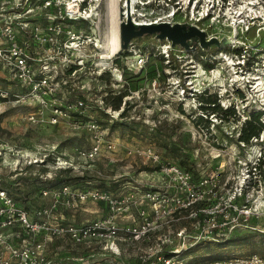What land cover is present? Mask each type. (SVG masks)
Listing matches in <instances>:
<instances>
[{"label": "rangeland", "instance_id": "374dc122", "mask_svg": "<svg viewBox=\"0 0 264 264\" xmlns=\"http://www.w3.org/2000/svg\"><path fill=\"white\" fill-rule=\"evenodd\" d=\"M205 1L212 0H137L132 18L196 22V17H201L196 24L205 29L206 35L230 42L219 48L184 51L178 45L171 48L167 41L144 35L134 39L130 48L120 55L119 48L109 60L108 68L101 70L97 65L88 71L78 70L69 79L68 75L64 76L68 86L58 89L56 98L66 101L81 94L91 103L85 105L82 124L76 128L72 122L76 117L73 110L59 114L48 103L42 106L15 101L1 104L0 175L7 180L25 174L51 179L59 168H70L71 175L85 177L91 187L101 182L106 186L111 183L113 192H134L137 201L139 190L144 187L172 191L168 176L157 169L158 162L147 156L153 154L163 164L183 161L187 168L193 166L198 176L218 169L222 183L234 184L240 169V163L234 158L240 157L241 162L249 154H255L257 147L243 150L237 143L242 122L254 110L261 111L260 122L264 121V0H229L226 8L220 7L218 0H213L210 7ZM105 2L100 3L98 21L92 27L101 35L99 41L107 51L110 25ZM122 3L118 0V6ZM237 8L243 11L238 19H243L239 27L233 24V12ZM257 13L262 15L259 20ZM236 50L241 54L235 53ZM141 56L144 60L139 64ZM204 88L212 93L208 97L216 98L220 106H233L235 116L221 121L208 114V128L203 127L208 123L206 120L197 126L195 118L202 113L198 111L195 92ZM107 94L109 100L120 97V109L103 102ZM52 116L55 123L51 121ZM89 118L98 123L100 133L99 150L90 159L78 153L94 142L85 124ZM79 183L69 186L80 188L86 182ZM32 198L39 205L50 199L40 194ZM77 206L68 213L74 215L75 221L92 220L105 211L103 204L95 201ZM195 221L182 212L167 220L150 238L119 244L121 261H135L144 251L158 250L162 246L160 239L164 238L170 246H182L186 264L235 255L260 254L264 258V223H260L264 218L258 220L255 228L232 230L220 238L227 239L219 241L212 238L193 241L195 233L200 231L195 230ZM180 230L181 235H177ZM83 252L77 249L66 253ZM86 252L85 258L90 251Z\"/></svg>", "mask_w": 264, "mask_h": 264}, {"label": "built area", "instance_id": "2783aa9c", "mask_svg": "<svg viewBox=\"0 0 264 264\" xmlns=\"http://www.w3.org/2000/svg\"><path fill=\"white\" fill-rule=\"evenodd\" d=\"M102 1L0 0V105L7 101L40 106L48 103L59 114L70 110L83 112V102L78 95L66 101L58 98L59 101L55 93L68 86L64 76L68 75L69 79L78 70L88 71L97 65L104 70L116 55H107L104 44L99 41L101 35L92 27L98 21ZM212 1H205L206 5L212 6ZM217 2L220 7L230 4L229 0ZM234 13L237 12L234 10ZM255 16L258 20L262 18L260 13ZM196 19L199 21L201 17ZM99 47L101 52H98ZM143 60L139 57V64ZM51 121L55 123V116ZM72 122L75 128L82 124L75 117ZM85 122L94 142L78 153L90 159L99 150V125L91 118ZM263 134L264 129L248 141L238 138L237 143L243 150L257 147L255 154L247 152L248 158L246 155L241 162L240 157L234 158L240 163L234 184L222 183L218 169L195 177L191 170L176 163L163 164L157 155L147 154L152 161L158 162L157 169L168 176L172 191L144 187L139 190L137 201L134 192L116 194L111 189L95 186L72 188L62 184L42 188L40 194L50 197L48 203L25 209L1 187V175L0 264H183L182 246H170L167 238L160 239V244L166 248L144 251L135 261L127 260L126 263L119 257V244L150 238L167 220L182 212L196 219L194 227L200 231L195 233L193 241L219 240L232 230L253 227L258 220L262 221ZM86 201L103 204L104 213L92 220L75 221L69 211ZM181 232L176 234L181 235ZM77 249L84 251L83 254L87 250L90 253L87 258L78 252L66 253ZM165 251L173 253L172 256L165 255ZM89 258L93 259L89 261ZM195 264H264V258L260 254L235 255Z\"/></svg>", "mask_w": 264, "mask_h": 264}, {"label": "trees", "instance_id": "16d2710c", "mask_svg": "<svg viewBox=\"0 0 264 264\" xmlns=\"http://www.w3.org/2000/svg\"><path fill=\"white\" fill-rule=\"evenodd\" d=\"M121 53H124V51H120L117 54L120 55ZM203 53H205V52H202V54ZM235 53L241 54V51L236 50ZM116 62L118 63V59H116ZM204 64L206 66L210 65L209 62H205ZM196 93H197V96H198L197 98L199 101L198 111H200L202 113V115H198L195 118L196 120L194 119L197 126H199V123L206 120L208 123H206V125H203V127L206 129L208 128L209 119L206 118V115H208V114L217 116L219 118V120H221V121H227L228 119L235 116V111L233 109V106L232 107L231 106H227V107L220 106L218 101H216V98L211 99L210 97H208L212 94V93H209L208 89L204 88V90H202L200 92H195V94ZM207 93L209 95H206ZM108 95L109 94H107L103 97V102L111 105L114 109H120L122 106L120 97L115 96V97H113L114 99L109 100ZM78 97L83 102V107L81 109L83 111L85 105L86 104L89 105L91 103H90L89 99H87L86 96H84V95L79 94ZM94 105L99 106L95 103H94ZM82 114H83V112L78 113L76 111L75 112V115H76L75 118L82 121V118H84V114L83 115ZM260 114H261V111L259 112V111L254 110L253 112L250 113L249 118H246L242 122L241 128L239 130L240 134L238 135L239 139L248 141L251 137L259 134L258 132L263 128L262 127L263 122H260V120H261ZM77 115L80 117H78ZM86 120H88V119H86ZM176 164H178L182 168H185L186 170H191L193 175L196 174V176H198V172L195 170V168H193V166H190L189 168H187L185 166V163H183V161H180L179 163H176ZM54 176L55 177H53L51 179H47V178H44L42 176L39 177V175H36V174H34V175L25 174V175L16 176L14 179H8V180L5 179L3 176H1V187L4 190H6L7 193L10 194L20 206H23L25 209H32V208L38 207L39 204H36L35 200L32 197H34V195H36V194H40V191L42 190V188L50 189V188L58 187V185H62V184L75 186V184H80L79 182H81L82 180H84L86 183L83 184L81 186V188H85L88 186L91 187V185L89 184V181L85 177H81V176H77V175H74V176L71 175V169L70 168H59L58 173ZM110 184H108L106 186L105 183L101 182L97 185H95V184H92V185L96 186V187L103 188L105 190H109V189H111ZM225 239H227V238H225ZM225 239H219V240H225ZM232 239L233 238H230V240H232ZM219 240H214V241H219ZM164 253L167 256H172V254H173V253H170L168 251H165ZM182 253H183V250H181V256L183 257ZM209 259H218V258L211 257ZM209 259H205V260H209ZM222 259H223V257H222ZM158 264H162V263L160 262ZM183 264H186L185 258H183Z\"/></svg>", "mask_w": 264, "mask_h": 264}, {"label": "water", "instance_id": "95a60500", "mask_svg": "<svg viewBox=\"0 0 264 264\" xmlns=\"http://www.w3.org/2000/svg\"><path fill=\"white\" fill-rule=\"evenodd\" d=\"M131 0H124L118 6L117 37L119 48L126 51L137 37L151 35L159 40L170 43L171 48L178 45L182 50H208L211 46L216 48L228 44V39L222 40L215 36L206 35L205 29L199 28L193 21H163L135 22L131 14Z\"/></svg>", "mask_w": 264, "mask_h": 264}, {"label": "bare ground", "instance_id": "6f19581e", "mask_svg": "<svg viewBox=\"0 0 264 264\" xmlns=\"http://www.w3.org/2000/svg\"><path fill=\"white\" fill-rule=\"evenodd\" d=\"M122 1L124 2V0H122ZM136 1L137 0H131V3H130L131 4V14L132 15L135 13V5H136L135 2ZM105 3L107 5L106 6L107 7V20H108L109 25H110V29H108L109 31H108V34H107V37H106L107 38L106 45L108 47V50L106 49L107 50L106 52H107V55L112 56V54H114L119 49V38L117 37V27H118V22H119L118 21V0H106ZM228 12H230V11H228ZM235 12H237V13L233 14V18H234V19L232 18L233 22H234L233 24L234 25L237 24V27H239L243 23V21H242L243 19L242 20L240 19V21L238 20L239 17H240V14L242 12L240 10H236ZM133 20L135 22L137 21L136 18H134V17H133ZM156 20L159 21V19H156ZM196 81H198L197 78H196Z\"/></svg>", "mask_w": 264, "mask_h": 264}]
</instances>
